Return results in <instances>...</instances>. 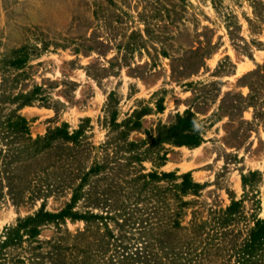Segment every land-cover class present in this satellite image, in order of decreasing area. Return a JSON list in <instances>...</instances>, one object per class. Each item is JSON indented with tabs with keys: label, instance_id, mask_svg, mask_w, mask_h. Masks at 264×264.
<instances>
[{
	"label": "rangeland",
	"instance_id": "374dc122",
	"mask_svg": "<svg viewBox=\"0 0 264 264\" xmlns=\"http://www.w3.org/2000/svg\"><path fill=\"white\" fill-rule=\"evenodd\" d=\"M24 46L23 66L0 69V92L35 93L37 100L19 111L30 138L63 124L70 133L83 125L89 169L113 150L102 151L107 139L127 131L125 140L144 143L145 158L136 163L143 173H190L203 187L195 198L203 219L209 209L227 207L230 197L240 199V178L258 171L256 214L264 218V0H0V57ZM185 112L195 116L201 144L152 146ZM95 190L101 203L81 200L75 210L106 217L104 187ZM53 195L45 201L27 195L17 206L5 196L0 232L43 203L56 213L71 197L70 191ZM107 198L119 207V190ZM117 215L98 228L66 220L39 238L65 235V245L95 250L101 237L103 263L118 264Z\"/></svg>",
	"mask_w": 264,
	"mask_h": 264
},
{
	"label": "trees",
	"instance_id": "16d2710c",
	"mask_svg": "<svg viewBox=\"0 0 264 264\" xmlns=\"http://www.w3.org/2000/svg\"><path fill=\"white\" fill-rule=\"evenodd\" d=\"M28 57L26 46L12 50L10 55L0 57V69L8 72L9 68L21 67ZM34 100H37L34 92L18 95L5 89L0 92V200L7 196L17 206L27 195L28 200L45 201L53 194L70 191L71 197L56 213L48 211L43 203L32 215L3 227L0 264H104L101 237L95 250L79 249L76 245H65V235L42 240L40 232L47 227L60 230L66 220H81L89 227L116 219L117 214L121 220L118 264H264V218L256 214L259 200L255 186L261 180L260 172L242 175V197L238 200L230 197L227 207L211 208L203 219L196 211L195 199L203 187L192 180L190 173H143L136 163L145 158L146 152L140 149L144 143L125 140L127 131H119L107 139L102 151L109 146L113 150L92 162L89 169L85 168L89 148L84 141L83 125L70 133L63 124L43 137L30 138L27 121L19 111ZM135 119L132 126L137 128L139 118ZM195 124V116L185 112L175 125L163 128L152 146L165 142L178 147H198L202 139ZM118 127L114 125L112 130ZM156 158L165 160V155ZM104 171L107 172L101 174ZM103 187L106 217L75 210L81 200L100 204L101 199H93L94 192ZM113 190L120 192V205L116 209L111 205L115 203L107 198ZM247 202L250 208H246ZM187 212L190 219L183 224Z\"/></svg>",
	"mask_w": 264,
	"mask_h": 264
},
{
	"label": "bare ground",
	"instance_id": "6f19581e",
	"mask_svg": "<svg viewBox=\"0 0 264 264\" xmlns=\"http://www.w3.org/2000/svg\"><path fill=\"white\" fill-rule=\"evenodd\" d=\"M246 67H247L246 65L240 67V72H242Z\"/></svg>",
	"mask_w": 264,
	"mask_h": 264
}]
</instances>
